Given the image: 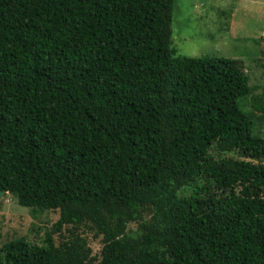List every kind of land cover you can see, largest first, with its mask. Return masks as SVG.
Listing matches in <instances>:
<instances>
[{"label":"trees","instance_id":"trees-1","mask_svg":"<svg viewBox=\"0 0 264 264\" xmlns=\"http://www.w3.org/2000/svg\"><path fill=\"white\" fill-rule=\"evenodd\" d=\"M176 1L0 0V191L59 213L0 264H92L80 227L98 264H264V136L238 103L263 116L264 85L179 55Z\"/></svg>","mask_w":264,"mask_h":264},{"label":"rangeland","instance_id":"rangeland-1","mask_svg":"<svg viewBox=\"0 0 264 264\" xmlns=\"http://www.w3.org/2000/svg\"><path fill=\"white\" fill-rule=\"evenodd\" d=\"M172 42L179 55L219 56L240 59L250 85H264V0H177L173 11ZM258 88L254 93H260ZM240 108L253 119V133L264 136V115L253 113L249 99L238 100ZM142 216L149 220L151 208ZM58 211L21 206L9 193L0 196V246L14 238L41 243L58 217ZM137 229V222L128 223ZM71 225L53 233L55 244L68 236ZM98 264L101 237L80 227Z\"/></svg>","mask_w":264,"mask_h":264},{"label":"water","instance_id":"water-1","mask_svg":"<svg viewBox=\"0 0 264 264\" xmlns=\"http://www.w3.org/2000/svg\"><path fill=\"white\" fill-rule=\"evenodd\" d=\"M3 193H4L3 191H0V196H1Z\"/></svg>","mask_w":264,"mask_h":264}]
</instances>
